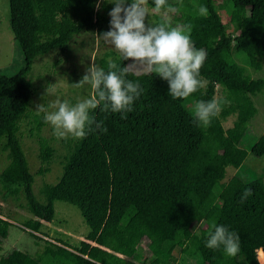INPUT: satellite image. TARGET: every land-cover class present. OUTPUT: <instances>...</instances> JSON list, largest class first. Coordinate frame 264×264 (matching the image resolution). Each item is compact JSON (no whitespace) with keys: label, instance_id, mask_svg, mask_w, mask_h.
I'll list each match as a JSON object with an SVG mask.
<instances>
[{"label":"trees","instance_id":"1","mask_svg":"<svg viewBox=\"0 0 264 264\" xmlns=\"http://www.w3.org/2000/svg\"><path fill=\"white\" fill-rule=\"evenodd\" d=\"M175 1L183 0H168V5ZM192 1L182 17L184 25H193V42H203V87L187 100H174L168 82L158 75L130 68V61L120 54L100 58L98 67L105 71L110 61L127 67L126 78L138 81L143 92L126 119L99 108L91 113L104 122L107 132L92 131L68 145L61 174L57 182L42 185L40 201L18 135L34 94L29 78L33 62L52 49L65 51L82 32L100 35L110 30L108 13L114 5L103 0H10L9 28L23 52L24 66L14 75L0 74V145L9 160L0 173V193L22 192L33 216L23 222L24 228L39 232L43 222H50L56 190L63 189L82 198L98 221L78 246L65 244L93 263L264 264L263 178L244 182L236 172L224 182L226 167L239 168L247 150L226 134L220 113L206 128L192 122L196 101L214 98L217 85L224 94L222 104L230 100L238 110L236 131L244 133L257 113L252 96L264 89V79L247 72L248 67L260 70L264 63V0H229L236 10L248 11V25L237 35L225 33L214 0ZM201 5L207 8L204 16L198 14ZM148 6L154 7L153 0ZM228 112L229 108L223 114ZM43 124L38 117L35 129L40 131ZM39 150L41 161L50 163L54 149L43 137ZM198 152L203 155L200 163ZM250 152L264 155V132ZM225 153H230L229 160ZM246 188L253 195L241 204ZM190 193L198 197L197 208ZM213 219L238 233L240 250L235 257L205 246ZM10 224L0 216V249ZM0 264L42 263L13 249L0 257Z\"/></svg>","mask_w":264,"mask_h":264},{"label":"rangeland","instance_id":"2","mask_svg":"<svg viewBox=\"0 0 264 264\" xmlns=\"http://www.w3.org/2000/svg\"><path fill=\"white\" fill-rule=\"evenodd\" d=\"M192 4V0L175 1L171 5L177 9L175 12H170L167 8L156 12L154 7L148 6L146 23H168L173 27L184 25L182 17L184 9L190 8ZM214 5L226 34L237 35L248 25V11L236 10L229 0H214ZM9 6L10 0H0V74L14 75L24 66V56L9 28ZM194 45L196 48L202 49L203 42L196 41ZM224 54L234 59L231 53L228 54V51L225 50ZM115 55H119V53L113 47L106 45L100 35L88 31L76 35L65 51L52 49L34 60L29 74L34 86V94L27 114L19 122L18 135L34 178L33 192L40 201H43L40 188L44 183L57 182L61 174L63 156L68 145L75 138H56L53 135L52 127L46 123L42 125L40 131H37L35 129L36 119L43 118V114L37 115L36 113L37 105L43 103L48 106L55 103L56 100L68 101L74 105L81 100L90 98L93 95L90 85L86 84L78 88L74 84L81 80L89 67L92 65L98 67L100 58L110 59ZM130 68L136 71L145 70L134 66ZM247 74H250L251 78L264 79V63L260 70L248 67ZM223 97L224 94L220 90V86L217 85L215 98L219 100ZM252 100L257 108V113L242 134L233 128L238 112L234 103L229 100L227 104L221 105L220 115L226 134L236 145L247 150L239 168L236 169L231 165L226 167L224 182L228 181L236 172L244 182H249L257 177L264 180V155L255 156L250 152L251 146L264 132V89L252 96ZM227 105L233 106L228 107ZM227 108H229V112L223 114ZM40 137L45 138L54 149L53 158L48 164L43 163L39 157ZM202 156V153H197L196 161L198 163L201 162ZM230 156V153L224 154L226 160H229ZM8 163L6 152L0 145V173ZM45 167H48V170L40 172V169ZM190 199L197 208L199 201L196 194L190 193ZM24 205L25 200L22 192L14 196L7 194L6 191L0 193V216L11 223L8 227V234L1 244L0 257L13 249L32 251V249L38 248L36 243H41L43 237L56 238L78 246L80 240L84 239L86 234L98 224L86 202L79 196L63 189L56 190L53 219L50 222H43L39 232L30 231L22 225L24 221L33 217Z\"/></svg>","mask_w":264,"mask_h":264},{"label":"clouds","instance_id":"3","mask_svg":"<svg viewBox=\"0 0 264 264\" xmlns=\"http://www.w3.org/2000/svg\"><path fill=\"white\" fill-rule=\"evenodd\" d=\"M111 3L110 30L100 34L103 42L113 47L123 61H131L129 67L147 69L168 82L172 99L187 100L203 87L201 69L206 60L203 49L195 47L191 38L192 24L171 26L168 23H146L148 20V0H103ZM154 11L167 8L170 12L177 9L168 5V0H153ZM99 10V4L97 5ZM198 14H207V8L199 6ZM108 70L92 65L75 87L90 85L93 95L90 98L70 104L68 101L45 106L37 105V115L53 129L58 138L84 139L89 132H107L104 122L97 121L91 114L100 109L103 112L120 113L121 119L133 111L134 102L140 98L143 89L140 83L127 79L128 68H121L109 62ZM222 101L212 98L209 101H196L192 113L193 125L209 127L213 118L221 112ZM51 109V110H50ZM253 195L251 188L244 189L240 203L243 204ZM205 246L213 251L222 249L224 254L235 257L240 250L239 235L228 227L210 222Z\"/></svg>","mask_w":264,"mask_h":264},{"label":"crops","instance_id":"4","mask_svg":"<svg viewBox=\"0 0 264 264\" xmlns=\"http://www.w3.org/2000/svg\"><path fill=\"white\" fill-rule=\"evenodd\" d=\"M36 244L38 248H34L32 251L24 250V252L37 257L42 264H96L66 246L65 244L74 246L68 242L52 237H43L41 243L37 242Z\"/></svg>","mask_w":264,"mask_h":264}]
</instances>
